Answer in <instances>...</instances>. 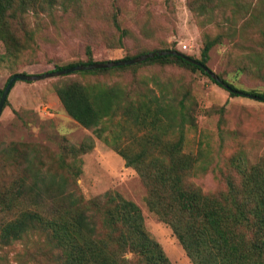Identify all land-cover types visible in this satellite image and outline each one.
<instances>
[{
    "label": "rangeland",
    "instance_id": "rangeland-1",
    "mask_svg": "<svg viewBox=\"0 0 264 264\" xmlns=\"http://www.w3.org/2000/svg\"><path fill=\"white\" fill-rule=\"evenodd\" d=\"M51 4V12L47 5L40 12L22 14L16 5L8 37H0V90L14 73L54 71L55 65L89 57L105 61L171 48L199 58L205 40L220 35L209 51L207 66L238 89L264 92V0H52ZM114 17L129 30L126 36H120ZM137 74L146 76L150 85L152 75L171 78L175 84L180 80L196 102L197 126L186 132L183 144L184 152L195 158L185 176L194 186L218 193L226 189V176L238 179L237 167L258 165L264 170V99L232 96L199 70L175 65L148 64ZM69 80L113 84L131 82L133 74L125 69L16 80L0 114V188L23 176L27 162L19 150L36 148L40 158L31 163L33 167L35 163L42 173L68 175L77 170L70 165H77L78 175L67 177L70 191L85 201L105 192L132 201L140 209L146 234L159 243L169 262L192 264L171 227L148 208L147 188L138 171L127 166L96 131L64 110L54 89ZM119 122L121 133H127L130 123ZM42 246L34 237L14 242L0 249V264H49Z\"/></svg>",
    "mask_w": 264,
    "mask_h": 264
},
{
    "label": "trees",
    "instance_id": "trees-1",
    "mask_svg": "<svg viewBox=\"0 0 264 264\" xmlns=\"http://www.w3.org/2000/svg\"><path fill=\"white\" fill-rule=\"evenodd\" d=\"M51 2L0 0V37H8L16 5L22 14L27 10L40 12L47 5L50 10ZM113 24L120 36L129 33L115 17ZM220 37L207 38L199 58L186 55L207 65L209 51ZM168 49L144 50L122 58ZM93 62L101 61L89 57L55 65L54 70ZM148 64L199 70L232 96L239 94L235 90L245 92L221 76L212 78L200 65L174 53L156 54L127 65L69 72L129 69L131 82L69 80L55 85L54 90L68 115L96 131L127 166L138 171L147 188L148 208L171 227L192 264H264V170L258 165L237 167L238 179L226 176V189L213 194L189 182L185 176L193 169L195 158L184 152L183 144L186 132L197 126L196 102L180 80L175 84L169 77L160 80L152 75L150 85L146 76L137 74L139 67ZM249 93L264 98V92ZM119 119L130 123L127 133H121ZM19 152L27 162L23 176L0 188V249L34 237L43 242L41 248H45L49 264H171L159 243L146 234L140 209L132 201L111 192L85 201L68 189L67 177L78 175L77 165H70L77 170L68 175L48 170L42 173L35 163L31 165L40 158L36 148Z\"/></svg>",
    "mask_w": 264,
    "mask_h": 264
},
{
    "label": "water",
    "instance_id": "water-1",
    "mask_svg": "<svg viewBox=\"0 0 264 264\" xmlns=\"http://www.w3.org/2000/svg\"><path fill=\"white\" fill-rule=\"evenodd\" d=\"M164 53H174V54L181 55L183 58L200 65L208 74H210L212 76V78L219 79L218 75L213 70H211L207 65H204V64L200 63L199 61H196L195 59L191 58L190 56H188L186 54L181 53L178 50H172V49L160 50V51H151V52H148L145 54L137 55L133 58H121V59H116V60L93 62L90 64H77V65H73V66H70V67H67L64 69L54 70V71H49V72H44V73H39V74L38 73L37 74H28V73H24V72H17V73H14L10 76L6 85L3 88V91H2L1 96H0V114L2 112L4 103L7 99L9 91H10L11 87L13 86V84L16 80H24V81L38 80V79L45 78V77H53V76L66 74V73L76 71V70L111 67V66H117V65H127V64H132L135 62H139V61L144 60L148 57H152L156 54H164ZM235 91L239 94H244V95H247L250 97L264 99L263 97L252 94V93H246V92H243L240 90H235Z\"/></svg>",
    "mask_w": 264,
    "mask_h": 264
}]
</instances>
